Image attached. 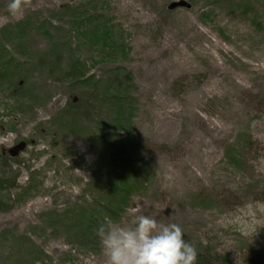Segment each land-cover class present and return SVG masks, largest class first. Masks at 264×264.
I'll return each mask as SVG.
<instances>
[{"label":"rangeland","instance_id":"rangeland-1","mask_svg":"<svg viewBox=\"0 0 264 264\" xmlns=\"http://www.w3.org/2000/svg\"><path fill=\"white\" fill-rule=\"evenodd\" d=\"M7 3L0 264H105L97 227L140 214L264 264V0ZM123 152L143 183L110 213Z\"/></svg>","mask_w":264,"mask_h":264},{"label":"clouds","instance_id":"clouds-1","mask_svg":"<svg viewBox=\"0 0 264 264\" xmlns=\"http://www.w3.org/2000/svg\"><path fill=\"white\" fill-rule=\"evenodd\" d=\"M25 0H8L10 17L24 12ZM105 264H197L198 253L177 223L136 215L131 225L106 219L96 231Z\"/></svg>","mask_w":264,"mask_h":264},{"label":"trees","instance_id":"trees-1","mask_svg":"<svg viewBox=\"0 0 264 264\" xmlns=\"http://www.w3.org/2000/svg\"><path fill=\"white\" fill-rule=\"evenodd\" d=\"M101 33H102V38L104 40L105 39L107 40L111 37V33L106 29H103L101 31ZM79 65L77 66L78 68L81 67V65L80 66ZM78 68L74 67L73 71L77 72ZM117 72L119 75H121V70L118 69ZM78 76L79 75H74L75 79H77ZM90 79H93V78L92 77L88 78L86 80V82L88 83L90 81ZM104 91H105V93L108 94L105 96L106 98L111 95V93H109V91H108V88H104ZM116 161H117L116 162L117 164H120V166L122 167L124 172L122 173V176H120L119 180L116 183H114V184L111 183L110 185L108 183V185H107L108 200H106V201L108 202V207L106 209L110 213L118 212V210L122 206V202L128 200L130 198V196L132 195V193H134L136 191V189L139 188L143 183V181H140L141 178L136 174V171L134 174L131 173V171H130V164L131 163L129 161V157L126 154V152H123V154H121L120 158H117ZM2 162L5 163L6 160L5 161L3 160ZM94 209H95V206L93 208V211H94ZM91 213H92V210H91ZM91 219H88V220H91ZM82 232L85 235L86 234L89 235L88 237H86V240H89L90 237H92L90 222L86 226L83 225ZM197 253H198L197 264H229V262H230V259L227 256L218 254L216 252L213 253V252H209L206 250V253H204L203 251L201 252V251L197 250ZM254 258H255L254 256H251L250 262L254 261L255 260ZM259 262H260V260L256 263L258 264Z\"/></svg>","mask_w":264,"mask_h":264},{"label":"water","instance_id":"water-1","mask_svg":"<svg viewBox=\"0 0 264 264\" xmlns=\"http://www.w3.org/2000/svg\"><path fill=\"white\" fill-rule=\"evenodd\" d=\"M187 4L184 3V2H180V3H177V4H173L170 6V9H175L177 7H185ZM189 7V6H188Z\"/></svg>","mask_w":264,"mask_h":264}]
</instances>
